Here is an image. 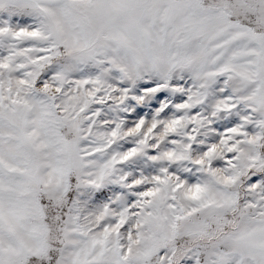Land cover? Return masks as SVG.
<instances>
[{
    "label": "snow or ice",
    "instance_id": "6c2138e0",
    "mask_svg": "<svg viewBox=\"0 0 264 264\" xmlns=\"http://www.w3.org/2000/svg\"><path fill=\"white\" fill-rule=\"evenodd\" d=\"M0 264H264V0H0Z\"/></svg>",
    "mask_w": 264,
    "mask_h": 264
}]
</instances>
